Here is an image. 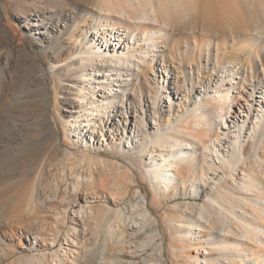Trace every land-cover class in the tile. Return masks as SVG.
Wrapping results in <instances>:
<instances>
[{
  "label": "bare ground",
  "instance_id": "6f19581e",
  "mask_svg": "<svg viewBox=\"0 0 264 264\" xmlns=\"http://www.w3.org/2000/svg\"><path fill=\"white\" fill-rule=\"evenodd\" d=\"M81 2L84 1L81 0ZM99 2L101 3V14L107 17L102 19L103 26L92 27V39L84 44V51H78L79 54H88L87 57L93 59L94 68L89 73L80 74L84 83L77 89V97L80 99L78 105L71 104L68 106L69 108H65V111L71 116L69 125L71 132H78L82 128L81 131L89 133L90 138H87L86 141V148H89V151L80 152L72 144L69 145L70 142L58 148L55 144H49L45 138L36 142L19 141V136L16 134L18 130L16 122L9 124L8 130L5 132L0 129V212L7 211L9 219L14 222L15 226L17 225L10 230L13 234H17L19 242L24 238L29 243L27 245L29 252H37L32 255L16 257L21 253L20 249L0 241V264H80L82 261L79 260L78 253L84 254V251L89 262L94 257L102 255L103 262L95 260L93 264H166V256L170 250L171 254L175 256H182L183 253H186L188 264H230L228 261L230 245L233 244L239 249L241 246L238 240L230 241L226 237H217V240H214L211 237L208 238V235L204 240L206 234H203L204 231L210 230V226L206 228L204 219L207 222L210 221L214 227L225 223L229 218L234 222L232 229L236 235L240 238L251 239L259 245L257 264H264V53L260 52V49L264 47V4L260 3V0H256L257 8L250 10L252 20H247L243 25L244 31L251 30V33L249 32L251 35L249 34L250 37L247 40V47H249L247 49L249 50H246V46L244 48L238 46L236 49L238 52H235V58L239 61L246 51L248 54L250 49L258 44L260 64L254 63L253 54L247 56L251 60V67L255 68L257 80H253L254 77L245 76L243 80L235 82L234 86L226 88L225 81L229 80L232 84L234 76L239 78L242 70L238 72L239 62L233 61L232 64L228 60L229 62L226 64L229 53L226 52L222 55L217 53L218 66L222 70V75L216 88L205 91L201 100L193 101L192 106L182 110V114L176 120L169 121L167 125L159 122L158 114L154 113L149 116V119L153 120L155 124L153 131L149 133L148 137L145 136L141 143H137V146L132 148L133 142L130 144V140L126 138L132 136L134 128L140 130L139 126L132 125L130 122L132 113L135 111L134 117L145 122L147 111L142 103L137 104L138 100L129 103L126 101L127 99L123 98L119 100L122 102V111L120 112V105L115 100L113 87L116 75L122 70L117 65L127 67V71L133 70L134 65L140 67V60L138 63L135 59L144 61L146 57L143 49L136 48L138 35L134 34L133 25L135 24L137 29L141 28L146 31L143 39L147 41V48L152 49L157 55L154 37H162L166 28L163 29L159 25L166 26L167 20L164 18L161 20L160 12H157L159 6L156 7L153 0H99ZM171 2L177 3L178 1L171 0ZM52 24V22L45 25L42 22L35 24L38 26L36 28L38 34H41L37 36L39 40L44 35L50 36L48 29L53 26ZM218 29L220 30L219 34L222 35L237 34L236 32H238L236 26L229 30L223 26ZM254 31L256 32L254 33ZM212 43L211 39L207 40V46ZM201 46L203 47V45ZM105 65L109 67L106 74L102 72ZM67 68V72L76 70L73 64L68 65ZM128 78L127 76L126 79ZM22 86L24 87L19 89V93L25 91L26 86L24 84ZM165 86L160 85V88L164 89ZM234 90L236 91L235 96L232 94ZM2 93L0 85V127L1 117L4 113L11 116L18 112L16 108L14 111L11 107L14 104L13 100L5 105ZM172 96L173 98H171ZM19 97L20 95H17L13 99H18L17 101L21 103ZM171 97L170 108L173 106V100L183 99L181 88L176 90V93ZM222 97L233 101H228V103L222 100ZM159 98L162 99V91H159ZM218 102H221V105ZM77 113L80 114L77 116ZM111 115L114 117L112 118ZM118 115L119 118L123 117L117 119ZM123 130L127 132V136L123 135ZM46 135H49L48 132ZM57 138L58 136L54 137V139ZM96 140L97 146H95ZM56 141L58 142V140ZM135 142H138L137 139ZM99 143L101 145L98 146ZM102 146L111 151L102 152ZM125 149H132L130 154L136 158L145 155L146 161L143 167L137 165L136 167L141 171L143 180L148 178L151 182L159 204H166L171 199L179 200L182 197L203 198L204 203L194 205L189 201L181 207L180 205L176 206V211L170 214L169 221H166V217L161 219L155 213L154 204L148 202V196L143 190L139 194L134 191L125 207H120V203L114 197L113 201L109 202L113 206L111 204L101 207L83 206L86 214L81 220L83 228L74 227L72 229L75 236L71 241V245L75 246L77 243L81 248H68L61 255L59 249H53L59 240V232L62 229L60 223L64 221L63 218L58 217L62 214L61 208L56 199L51 197L55 192L51 196L48 194L47 196L44 194L47 188L41 184L45 189L44 193L38 191L40 196H37L41 202L39 199L37 201L38 197L33 198L34 184L40 180L44 170L48 171L50 163L54 165L61 163L65 168L71 166L70 171H72V168L74 170L76 165L79 166L83 161L89 167L88 175L92 176V180L99 173L102 178L105 170H109L114 175L125 177L127 181L134 182V169L131 167V164L134 166V160L130 159V163L123 162L124 165L121 164V160H116L117 153L120 152L124 155L121 151H125ZM78 166L77 170L80 169ZM28 170L33 176L27 175L29 178H33L32 184H21V188L18 189L17 178ZM73 173L74 171H72V175ZM26 174L29 173L26 172ZM78 176L80 175L78 174ZM56 178L59 181L56 183L61 187V179L58 174H56ZM178 178L181 179L184 186L183 191L177 189ZM53 180L55 179L53 178ZM72 181L65 187L71 183H74L75 186L79 183V181ZM96 185L98 187L100 184ZM113 186L116 187L115 190L122 199L127 198L130 194L131 186L122 179H116ZM88 189L87 191H89ZM249 194L257 195V197L254 196L256 199L249 198ZM242 202L254 209L251 213L253 217H245L237 211L238 207L241 208ZM45 209H47L48 217L53 218L51 223L42 227L39 224V227L33 226L34 228H32L34 223H29L28 226L25 224V218L28 215L39 216L42 211H46ZM165 225H167L174 243H171L168 249L165 243L167 231ZM90 235L94 241L96 239V247L89 248L87 251ZM1 238L0 240H2ZM20 244L19 246L23 248V244ZM51 249L53 252L48 253L47 251ZM114 250L119 253L113 252ZM219 251L223 252L222 255ZM72 252L77 253L74 258L68 255ZM208 252H212L214 255L210 257Z\"/></svg>",
  "mask_w": 264,
  "mask_h": 264
},
{
  "label": "rangeland",
  "instance_id": "374dc122",
  "mask_svg": "<svg viewBox=\"0 0 264 264\" xmlns=\"http://www.w3.org/2000/svg\"><path fill=\"white\" fill-rule=\"evenodd\" d=\"M82 1L84 2H81V0H0V85L3 92L2 100L6 103L5 105H8L9 101L13 100L14 104L11 107L14 111L15 108L18 110V112L16 111L17 113H15L16 115L9 116L7 113L2 115L0 129L5 132L8 130L9 124L16 122L18 124L16 134L19 136V141L28 140L36 142L45 138L48 140L49 144H55L58 148L70 142L69 145L72 144L73 147L80 152L89 151V148H86L87 138H90L89 133L81 131L82 128L78 130V132H71L69 129L71 116L65 111V108H69L68 106L71 104L78 105L80 99L77 97V89L84 83L83 79L80 78V74L89 73L94 68L93 59L87 57L88 54H79L78 51H84V44L93 37L91 36L93 31L92 27L97 25L103 26L102 19L107 16L101 14V3L99 0ZM176 1L178 2L172 3L171 0H153L156 7L159 6L157 12H160L161 20H163V18L167 20L166 26L159 25V27L167 29L163 31L162 37H154L155 52L158 56L154 54L152 49L147 48V41L143 39L146 31L141 28H139L140 30L137 29L135 24L133 25L134 34L138 35L135 45L137 49H143L145 51L146 57L144 61H142V59H135L136 62L140 60V67L134 65L133 70L127 71V67L117 65V67L122 68V70L116 75L113 87L115 100L118 102V105H120V112L122 111V102L119 100L124 98L125 100L127 99L126 101L129 103L130 101L138 100L137 104L140 105V103H142L148 114H146L145 122H142L134 117L135 111L132 113L130 122H132V125L136 124L140 128L139 131L134 128L131 134L132 136L126 138L130 140V144L133 142L131 145L132 148L137 146V143H141V140L145 136L148 137L150 135L149 133L153 131L155 124L153 120L149 119V116L154 115V113L158 114L159 122L167 125L169 121L176 120L178 116L182 114V110L186 109L188 106H192L191 103L193 101L201 100L205 91L216 88V84L220 82L222 75V70H220L218 66L219 57L217 53L221 55L226 52L229 53L230 55L227 54L226 64H228L229 61L230 63L233 61L236 63L239 62L240 64H238L237 68L239 70L238 72L242 70V73L239 74V78L236 75L234 76L233 81H231L232 84H230L229 80L225 81L226 88L234 86L235 82L243 80L245 76H249L250 78L254 77L253 80H257L255 68L253 69L251 67V60L247 56L248 54H250V56L253 54L252 60H254V63L260 64L259 47L258 44H256L247 54L249 50L247 49L249 48L247 47V40L251 35V30L244 31L243 28L247 20H252L250 10L252 8H257L256 0ZM260 3L264 4V0H260ZM40 22L44 25L49 22L53 23V26L48 29L50 36H42L43 40H39L37 37L41 34H38V30L36 29L38 26L35 24ZM221 26L225 27L227 30L236 26L238 27V32H236L237 34H219L220 30L218 28ZM255 32L256 31H254V33ZM208 39L213 41L209 46H207ZM42 42L46 44L44 45ZM201 45H203V47ZM238 46L243 48L246 46L247 50L246 54L241 56L239 61L235 58V54L238 52V50H236ZM231 48L235 49L232 51ZM260 52L264 53V47L260 49ZM153 57L155 58L154 60L152 59ZM70 64H73L76 68L74 72H67V66ZM108 68L109 67L106 65L103 66L102 72L106 74ZM76 71L78 72L76 73ZM127 76L129 77L128 79H126ZM23 84L26 86L25 91L19 93V89L24 87L22 86ZM160 85L166 86L162 89ZM180 88L183 93V99L173 100V106L170 108V97ZM159 91H162L161 100L159 98ZM200 92L201 94H199ZM232 94L235 96L236 91L234 90ZM17 95H20L19 98L21 103L17 101L18 99H13L17 97ZM171 98H173V96ZM222 100L227 102L233 101L225 99V97H222ZM218 104L221 105V102H218ZM79 114L80 113H77L76 115L78 116ZM111 117L113 118L114 115H111ZM121 117L119 118L118 115L116 118L121 119ZM121 126L123 127V125ZM47 132L49 135H46ZM52 133L55 138L57 136L58 138L54 139ZM123 135L127 136L128 134L123 130ZM51 138L54 140L52 141ZM135 139H137L138 142H135ZM56 140H58V142ZM90 142L91 139L88 143L90 144ZM99 145L101 144L99 143L98 146ZM95 146H97V140ZM101 151L111 150L102 146ZM121 152H123L124 155L120 152L117 153L118 157H116V160H121L120 162L122 165H124L123 162L130 163V159L134 160V166L131 164V167L134 169V182L127 181L125 177L114 175L109 170H105L106 172L102 174V178L99 173L97 174L98 176L96 175V178L92 180V176L88 175L90 173L88 170L89 167L86 162L83 161L84 163H81L82 166L79 164L80 167L76 165V169L74 168L73 170L72 168L74 173L77 171V173H73V175L72 171H70L71 166H68V164L66 165L68 168H65L61 163L55 165L50 163L49 168H47L49 173L44 170L40 180L36 181L34 184L33 198L36 199L38 197L36 199L37 201L39 199L41 202L38 193L41 191L43 192L45 189L44 187L47 188L45 189L46 191H44L46 193L43 192L46 195L48 194L51 196L53 192H55L51 197L56 199L58 206L61 208L62 214L58 217L63 218L64 221L60 223L62 229L59 232V240L53 249H59L61 255H63L68 248H81L77 243L75 246L71 245V241L75 236L74 230L72 229H74V227H78L79 229L83 228L81 220L86 215L83 206H106L107 204H111L109 202L116 198L118 203H120V207H125L134 191L139 194L143 190L148 196V202L154 204L155 213L161 219L166 217V221H169L170 214L176 211V206L178 207L180 205L181 207L189 201L194 205H202V203H204L203 198L195 199L193 197H182L179 198V200L171 199L166 204H159V201L155 198V191L151 182L148 178L143 180L141 171L136 167V165L143 167L146 161L145 155H140L139 158L133 157L130 154L132 149H125V151L122 150ZM109 157L111 158V156ZM84 165L85 167H83ZM53 166L55 169L52 168ZM77 166L80 169L77 170ZM26 172L29 174H26ZM26 172L17 178L18 189H20L22 185L29 184L33 181V178L28 177L29 175L33 177L31 172L29 170ZM56 174L60 176V182L63 185H61V187L56 183L59 182L56 178ZM78 174L80 176L82 175V177L80 178ZM53 178L57 181L53 180ZM71 179H74L73 181H79V183H77L78 185L75 186L74 183H71V185L66 186V188L65 185L69 184L72 181ZM116 179H122L126 184L131 186L129 188V197L127 196V198L125 197L122 199L120 194H117L115 190L116 187L113 186ZM177 180L178 191H183L184 186L181 183V179L178 178ZM41 181L43 182L41 183ZM55 183L56 185H54ZM41 184H43L44 187ZM96 184L100 185L97 187ZM50 185L57 188L50 187ZM93 186H95L96 189L93 188ZM54 189H60L61 191L59 190L56 192ZM66 189L68 190L66 191ZM87 189L89 191H87ZM103 195L106 196V199L105 196L102 197ZM249 196L252 200H255V197H257V195H254V197L250 194ZM250 207L251 206L246 205L245 202H242L241 208L238 207L237 211L243 216L250 218L253 217L251 213L254 210ZM45 210L46 211H42L39 216L28 215L25 218V224L30 225L29 223H34L32 225V228H34L51 223L50 221L53 218L50 216L48 217L47 209ZM1 214L3 215L1 216ZM10 220L7 211L3 210L0 212V222L5 223H0V237H2L0 241L16 249H20L21 253L16 257L37 253L36 251L29 252L27 246L29 243L24 238L19 242L17 234H13L10 230L13 227H17V225L15 226V224H13L14 222ZM203 221L207 226L206 228L210 226V230L208 232L204 231L203 233L204 235L206 234L204 240H206L207 235L208 238L211 237V239L213 238L214 240H217V237H226L227 240L230 241L238 240L241 246L239 249L233 244L230 245V256L228 258L230 264L258 263L257 251L260 248L259 245L256 244V242L254 243L251 239H247L246 237L240 238L236 235L232 229L234 222L231 218L226 219L225 223L214 227L210 221L207 222L206 219ZM165 230H167L165 233V243L168 249L169 245L173 243V239L168 232L167 225H165ZM3 234L4 236H2ZM95 241L92 235H90L88 241L89 246L86 248L87 251L89 248L93 249L96 247ZM19 244H23V248H21ZM208 246L210 247L211 245L209 244ZM53 249L47 252L52 253ZM76 250L79 251L80 249ZM170 251H168L166 256V264H188L186 262L188 258L186 253H183L182 256H175L171 254L172 251ZM113 252L119 253L115 250ZM219 253L222 255L223 252L219 251ZM72 254L68 253L69 256L74 258V255L77 253L72 252ZM78 255L80 256L79 260L82 261L80 264H93L95 260H97V262H103L101 254L97 258L94 257L90 262L85 256V251L84 254L78 253ZM213 255L212 252H208V256L211 257ZM125 262L127 261L125 260Z\"/></svg>",
  "mask_w": 264,
  "mask_h": 264
}]
</instances>
